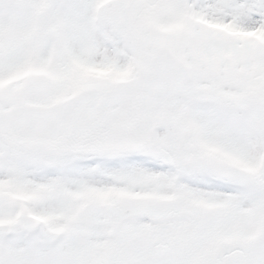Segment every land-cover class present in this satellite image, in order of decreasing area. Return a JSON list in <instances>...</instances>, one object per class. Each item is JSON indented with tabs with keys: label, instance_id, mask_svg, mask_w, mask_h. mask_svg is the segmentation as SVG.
Instances as JSON below:
<instances>
[{
	"label": "snow or ice",
	"instance_id": "6c2138e0",
	"mask_svg": "<svg viewBox=\"0 0 264 264\" xmlns=\"http://www.w3.org/2000/svg\"><path fill=\"white\" fill-rule=\"evenodd\" d=\"M0 264H264V0H0Z\"/></svg>",
	"mask_w": 264,
	"mask_h": 264
}]
</instances>
